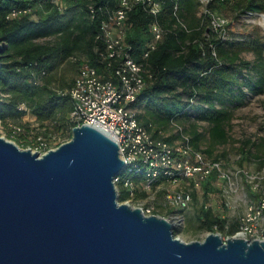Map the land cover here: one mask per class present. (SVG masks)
Wrapping results in <instances>:
<instances>
[{
	"label": "trees",
	"instance_id": "1",
	"mask_svg": "<svg viewBox=\"0 0 264 264\" xmlns=\"http://www.w3.org/2000/svg\"><path fill=\"white\" fill-rule=\"evenodd\" d=\"M164 1L161 23L172 29L178 23V16L190 31L178 24L146 62L153 79L140 95L139 121L155 137L164 138L174 124L188 132L185 123L195 118L209 123L213 140L226 142L227 126L233 118L228 104L234 103L240 97L237 93L243 94L244 88L256 94L264 93L263 44L257 38L222 41L215 36L207 41L205 34L211 16H199V0ZM63 4L61 8L53 0H0V39L5 46L0 53V121L8 130L7 138L24 149L36 148L39 138L45 140L48 149L61 145L54 144L58 136L72 138L78 124L71 117L75 105L69 91L85 64L96 67L107 78L113 76L101 56L106 50L102 23L110 12L119 8L120 0H63ZM208 7L215 13L264 14V0H215ZM153 22L154 18L142 8L132 13L127 40L139 54V61L152 39ZM245 52H253L256 61L242 59ZM69 61L78 69L76 78L71 84L54 86V73ZM245 69H251L255 76L243 83L240 75ZM26 109L40 124L37 134H33L28 124H23ZM15 128L21 131L14 133ZM191 137L195 148L201 150L203 135L196 124L192 125ZM176 138L172 134L165 140L173 142ZM202 152L213 155L210 150ZM126 175L139 186L144 181V172ZM212 179L203 188L210 190ZM160 184L162 181L155 187ZM147 196L146 192L138 194L141 198ZM129 199L130 192L120 188V202ZM199 220L208 231L228 237L236 235L241 228L239 218L215 216L208 204L202 208Z\"/></svg>",
	"mask_w": 264,
	"mask_h": 264
},
{
	"label": "water",
	"instance_id": "2",
	"mask_svg": "<svg viewBox=\"0 0 264 264\" xmlns=\"http://www.w3.org/2000/svg\"><path fill=\"white\" fill-rule=\"evenodd\" d=\"M125 169L119 143L91 125L45 154L0 136V264H264L263 240L188 243L176 223L121 203Z\"/></svg>",
	"mask_w": 264,
	"mask_h": 264
},
{
	"label": "built area",
	"instance_id": "3",
	"mask_svg": "<svg viewBox=\"0 0 264 264\" xmlns=\"http://www.w3.org/2000/svg\"><path fill=\"white\" fill-rule=\"evenodd\" d=\"M199 1V16H211L208 32L205 34L206 40L209 41L215 36L222 41L231 39L230 20L209 10L208 6L215 0ZM53 2L63 8V0ZM164 5V0H120L119 8L110 12L102 23V38L106 43V50L101 56L108 63L107 68L113 76L107 78L96 67L87 63L81 69L69 94L75 105L71 117L77 122V127L94 126L119 143L122 158L126 161V169L117 178L116 183L125 179L121 186L129 191L131 196V199L124 203L141 208L148 216L167 218L180 228L185 224L186 211L194 203L195 191L202 189L212 178L225 181L229 190L234 191V175L227 171L222 160L210 159L202 150H197L191 135L183 127L174 124V135L177 138L168 142L165 138L169 135L164 134V138L155 137L139 121L140 95L153 79V73L146 62L178 24L190 31L177 13L175 15L178 23L172 29L165 27L160 21ZM139 8L154 18L151 25L152 39L140 55L142 61H139V54L127 40L128 31L132 27V13ZM214 56H217L215 52ZM19 131L21 129H14V133ZM38 142L39 145L35 149L41 154L51 150L44 139L39 138ZM127 172H144V181L140 186L137 185L132 178L127 177ZM158 181H162V184L187 182L190 183L191 189L173 193L161 192L158 189L162 184L155 187ZM121 186H118L119 191ZM142 192H146L148 196L138 197ZM160 209L166 211L165 216L160 214ZM239 219L241 228L233 238L264 241V192L256 202L248 205L244 216Z\"/></svg>",
	"mask_w": 264,
	"mask_h": 264
},
{
	"label": "rangeland",
	"instance_id": "4",
	"mask_svg": "<svg viewBox=\"0 0 264 264\" xmlns=\"http://www.w3.org/2000/svg\"><path fill=\"white\" fill-rule=\"evenodd\" d=\"M218 14L230 20V36L233 40L250 41L257 38L261 40L264 49L263 13L251 15V13L218 12ZM242 59L254 63L256 55L253 52H245L242 54ZM54 74L56 75L54 86L58 87L63 83L71 84L78 74V69L74 63L69 61L64 63ZM253 76H255V72L251 69H245L240 75V80L244 83ZM241 95L243 96L241 97ZM236 96L240 97L227 106L233 114L232 121L227 126L228 141L213 140L210 125L207 122L198 121L194 118L185 123V127L188 129L187 133L190 135L192 125H198L199 132L203 135L200 149L212 151V156L206 155L210 159L220 158L227 171L234 175V191L229 190V185L225 181L214 178L211 181L210 190H206L204 187L194 192V203L185 213V224L177 231V237L185 242L204 241L212 233L199 220L202 208L206 204L213 210L215 216L236 220L244 216L248 205L251 202H256L261 193L264 192V93L256 94L244 88V93H237ZM23 124H28L34 130L33 134L40 132L38 129L40 124L37 123L36 117L29 110L23 118ZM174 133L175 128L171 127L167 135L170 136ZM7 135L8 130L0 121V136L7 138ZM71 139L67 136H58L54 144L55 146L62 145ZM29 148L39 152L35 148ZM190 189V183L179 182L162 184L158 190L173 193ZM159 211L162 216H165V210L160 209ZM222 236L225 241L233 238V236Z\"/></svg>",
	"mask_w": 264,
	"mask_h": 264
}]
</instances>
